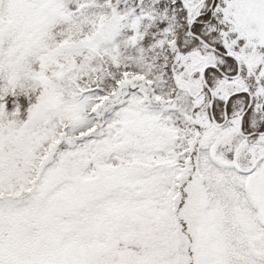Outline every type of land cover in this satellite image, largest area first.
Returning <instances> with one entry per match:
<instances>
[{"label":"snow or ice","instance_id":"6c2138e0","mask_svg":"<svg viewBox=\"0 0 264 264\" xmlns=\"http://www.w3.org/2000/svg\"><path fill=\"white\" fill-rule=\"evenodd\" d=\"M0 264H264V0H0Z\"/></svg>","mask_w":264,"mask_h":264}]
</instances>
